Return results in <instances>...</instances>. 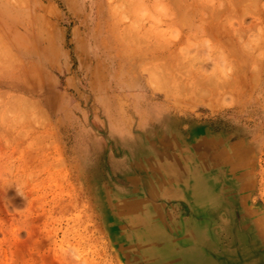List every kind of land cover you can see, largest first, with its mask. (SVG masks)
Instances as JSON below:
<instances>
[{
  "label": "rangeland",
  "instance_id": "rangeland-1",
  "mask_svg": "<svg viewBox=\"0 0 264 264\" xmlns=\"http://www.w3.org/2000/svg\"><path fill=\"white\" fill-rule=\"evenodd\" d=\"M172 174L262 259L264 0H0V264H185L125 244Z\"/></svg>",
  "mask_w": 264,
  "mask_h": 264
},
{
  "label": "bare ground",
  "instance_id": "bare-ground-1",
  "mask_svg": "<svg viewBox=\"0 0 264 264\" xmlns=\"http://www.w3.org/2000/svg\"><path fill=\"white\" fill-rule=\"evenodd\" d=\"M187 4L192 8V3ZM189 5H186L185 9L188 10ZM207 21L199 20L197 24L188 26L187 35L193 31L220 35L221 28L217 25L218 22ZM222 31L229 32L227 28ZM149 80L154 89L163 92L167 90L165 82L161 79L150 77ZM182 84L186 82L183 81ZM223 86L222 82L215 81L211 84L210 90H219ZM212 140V138L208 139L211 148H223ZM233 172L232 168L231 173ZM200 173L203 174L202 170ZM178 177L183 180L180 182ZM167 178L168 174H165L164 179ZM215 184V188L212 189L208 188L201 178L199 180V176L194 179L172 174L171 181L166 180L162 187L153 190L152 194L159 193L158 196L161 197L157 201L159 206L157 211L149 215L137 216L136 221L133 220L134 223L144 225L145 230L149 228L140 231L136 238L132 237L133 240L126 241V246L137 251H151L152 255L160 256L166 255L169 251V255H174L173 259L184 260L185 264H264V256L261 260H257L259 253L256 254L252 250L246 252L245 245L250 244V234L240 226L239 222L236 224L231 219L229 211L224 207V204L226 206L228 204L223 201L221 197L223 195H220L218 183ZM142 203L143 201L140 202ZM147 203L145 201V204ZM133 205L138 204L133 203ZM160 219L163 222L154 227L156 221ZM262 228V226L258 227L260 236L255 235V239L264 245V228ZM253 240L251 238V241Z\"/></svg>",
  "mask_w": 264,
  "mask_h": 264
}]
</instances>
